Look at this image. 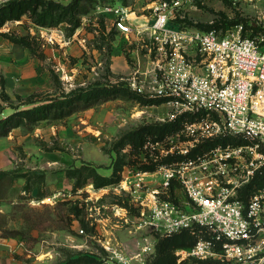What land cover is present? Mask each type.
I'll return each mask as SVG.
<instances>
[{
  "label": "rangeland",
  "instance_id": "rangeland-1",
  "mask_svg": "<svg viewBox=\"0 0 264 264\" xmlns=\"http://www.w3.org/2000/svg\"><path fill=\"white\" fill-rule=\"evenodd\" d=\"M54 1L73 2V18L67 13L56 25L42 26L24 14L0 27L25 37L43 75L27 94L0 100V118L70 99L55 104L48 117L23 119L0 135V172H8L0 178V264H153L165 250L175 264H185L180 251L195 235L190 228L166 230L162 209L173 217L188 213L193 202L177 170L213 144L182 143L184 117L164 120L176 109L148 91L160 80L151 70L148 39H127L102 11L124 5L140 18L154 0ZM175 20L182 28L257 38L264 33V5L186 0ZM47 45L53 52L44 51ZM137 61L145 72L142 91L129 84ZM94 88L100 90L89 102L73 97ZM178 119L158 136L162 124ZM131 133L142 134V143L120 145ZM113 174L96 186V176Z\"/></svg>",
  "mask_w": 264,
  "mask_h": 264
},
{
  "label": "built area",
  "instance_id": "built-area-1",
  "mask_svg": "<svg viewBox=\"0 0 264 264\" xmlns=\"http://www.w3.org/2000/svg\"><path fill=\"white\" fill-rule=\"evenodd\" d=\"M185 1L154 0L140 18L124 5L102 10L127 39H148L151 70L160 73L148 91L176 109L164 120L184 117L182 143L213 144L177 170L193 203L177 217L163 208V227L195 235L180 251L185 264H264V185L254 183L264 170V33L182 28L175 13ZM144 73L137 61L129 84L138 91Z\"/></svg>",
  "mask_w": 264,
  "mask_h": 264
},
{
  "label": "trees",
  "instance_id": "trees-1",
  "mask_svg": "<svg viewBox=\"0 0 264 264\" xmlns=\"http://www.w3.org/2000/svg\"><path fill=\"white\" fill-rule=\"evenodd\" d=\"M73 9H74V3L69 2L68 4H62L60 2H56L54 0H7L0 4V27L5 24V22L10 20H17L20 19L24 14H28L29 17L33 19V22L37 25L42 26H52L56 25L58 22L64 20V19H72L73 18ZM67 13H69V16L66 18ZM1 35L9 38L11 41L16 42L18 44H21L23 46H27L30 48L31 52H35L32 50V47L29 45V43L24 39L25 37L22 36H16L12 35L11 33L1 31ZM100 89L94 88L89 91H79L77 93L74 92V98L79 99L80 97L84 99L85 102H89L91 97H95L98 94V91ZM132 94H135L134 91L131 92ZM64 99V98H63ZM60 98V100H47L51 102H45L43 104L31 106L26 109H17L8 115L0 118V135L6 134L12 127H15L22 123L23 119H29V120H38L46 118L50 115L53 106L57 104L58 106L63 105L64 102L69 103V100H63ZM0 100L2 101H10V96L6 94L4 90V82L2 79H0ZM148 101V100H147ZM31 102V101H30ZM55 108V107H54ZM61 110V108H59ZM62 111V110H61ZM178 121L180 119L168 122L165 124H162L161 130H159L158 136H161V134L165 131H168L167 129H173L177 126ZM151 132V130L149 131ZM143 141V135L142 134H127L126 138H121V144L123 145L126 142H135L138 144H141ZM152 166V165H151ZM153 165L152 167H154ZM117 169H115L116 171ZM118 170H121V167L118 168ZM115 173V172H114ZM8 172H0V178L7 175ZM115 174H113L109 178H104L102 176H96L99 177V182H96V186L103 185L113 179ZM118 178V176H117ZM257 185H264V170L261 177H257L255 182ZM251 186V185H249ZM83 225V223H82ZM179 235V234H178ZM183 236V234L179 235ZM178 238V237H177ZM193 239V237L191 238ZM195 240V237H194ZM169 240L167 239L166 243L163 241V245L167 247V242ZM194 242V241H193ZM192 243V242H191ZM191 245V244H190ZM189 245V246H190ZM153 264H175V258L165 250V252H162L158 259Z\"/></svg>",
  "mask_w": 264,
  "mask_h": 264
},
{
  "label": "crops",
  "instance_id": "crops-1",
  "mask_svg": "<svg viewBox=\"0 0 264 264\" xmlns=\"http://www.w3.org/2000/svg\"><path fill=\"white\" fill-rule=\"evenodd\" d=\"M0 36V79L4 82V90L10 97L13 93L27 94L43 79L39 57L27 46L13 42L1 34ZM44 51L53 52V48L47 45ZM118 60L120 66L124 67V60L119 57Z\"/></svg>",
  "mask_w": 264,
  "mask_h": 264
}]
</instances>
